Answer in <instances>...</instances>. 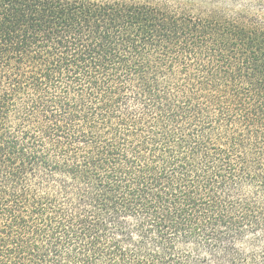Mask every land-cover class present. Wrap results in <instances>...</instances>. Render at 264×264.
Returning a JSON list of instances; mask_svg holds the SVG:
<instances>
[{
    "label": "trees",
    "instance_id": "1",
    "mask_svg": "<svg viewBox=\"0 0 264 264\" xmlns=\"http://www.w3.org/2000/svg\"><path fill=\"white\" fill-rule=\"evenodd\" d=\"M0 264H264V0H0Z\"/></svg>",
    "mask_w": 264,
    "mask_h": 264
}]
</instances>
